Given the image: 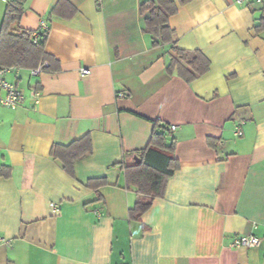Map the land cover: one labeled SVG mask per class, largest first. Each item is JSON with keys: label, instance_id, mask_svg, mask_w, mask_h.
I'll list each match as a JSON object with an SVG mask.
<instances>
[{"label": "crops", "instance_id": "1", "mask_svg": "<svg viewBox=\"0 0 264 264\" xmlns=\"http://www.w3.org/2000/svg\"><path fill=\"white\" fill-rule=\"evenodd\" d=\"M58 1L26 0L19 23L29 31L46 23L44 50L58 70L6 75L26 98L40 97L0 108V165L10 168L0 177V264H264L260 5L172 0L176 47L210 62L187 84L166 73L170 45L153 46L142 32L147 0H68L76 8L70 19L50 14ZM156 121L175 126L168 138L179 168L133 220L136 194L124 166ZM85 135L91 151L70 176L50 150ZM245 235L259 246H231Z\"/></svg>", "mask_w": 264, "mask_h": 264}, {"label": "trees", "instance_id": "2", "mask_svg": "<svg viewBox=\"0 0 264 264\" xmlns=\"http://www.w3.org/2000/svg\"><path fill=\"white\" fill-rule=\"evenodd\" d=\"M26 0H7L4 16L0 26V66L23 69H35L41 66L42 72L58 70L57 62L45 52L47 31L39 35L36 43L32 42L33 31L20 28L19 23L24 13ZM178 4L172 0H147L139 11L143 17L142 32L151 36L152 45H166L168 63L165 70L168 75L176 74L185 83L203 76L209 71L208 58L198 50H182L176 47L173 31L169 27L170 17L177 12ZM76 13V8L68 0H59L51 9L50 14L70 19ZM254 31H264V1L260 4V17L254 26ZM168 126L156 121L146 147L140 150L136 161L124 166L126 187L133 188L136 194L134 207L129 211V217L138 220L156 198L163 196L168 179L179 168L174 157V142L168 138ZM210 143V141H208ZM91 151V140L88 135L71 142L68 145L54 144L50 150L51 158L60 164L63 171L73 176L74 164L83 159ZM10 175L8 166L0 165V177ZM95 186L105 183L95 180Z\"/></svg>", "mask_w": 264, "mask_h": 264}, {"label": "built area", "instance_id": "3", "mask_svg": "<svg viewBox=\"0 0 264 264\" xmlns=\"http://www.w3.org/2000/svg\"><path fill=\"white\" fill-rule=\"evenodd\" d=\"M264 0H233V3L238 6H250L252 4H262ZM48 27L45 22L40 23V27L38 30L32 32V42L36 43L39 39V35L42 32H46ZM18 68L16 66L13 67H4L0 66V108H7L11 110H15L18 107L22 106L24 102L27 100L28 104L35 105L40 97V93L38 91H32L29 98H26L23 93L17 88V86L13 83H10L6 80V75L17 71ZM42 73L41 66H38L35 69H30V74L32 76H36ZM80 76H87L89 74V70L82 68L79 70ZM175 126H169L168 132L172 131ZM234 134L236 136H241L242 131L239 127L235 128ZM5 241L0 238V243H4ZM261 240L254 235H245L241 237H237L233 240L231 246L234 248H253L259 246Z\"/></svg>", "mask_w": 264, "mask_h": 264}, {"label": "water", "instance_id": "4", "mask_svg": "<svg viewBox=\"0 0 264 264\" xmlns=\"http://www.w3.org/2000/svg\"><path fill=\"white\" fill-rule=\"evenodd\" d=\"M133 161H136L137 163H139V160H138L137 157H134V158H133Z\"/></svg>", "mask_w": 264, "mask_h": 264}, {"label": "rangeland", "instance_id": "5", "mask_svg": "<svg viewBox=\"0 0 264 264\" xmlns=\"http://www.w3.org/2000/svg\"><path fill=\"white\" fill-rule=\"evenodd\" d=\"M257 5H260V4H257Z\"/></svg>", "mask_w": 264, "mask_h": 264}]
</instances>
